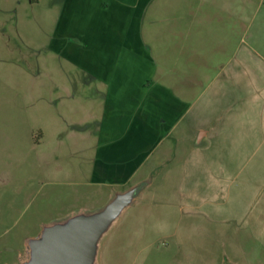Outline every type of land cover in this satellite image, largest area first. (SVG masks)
<instances>
[{
    "label": "crops",
    "instance_id": "1",
    "mask_svg": "<svg viewBox=\"0 0 264 264\" xmlns=\"http://www.w3.org/2000/svg\"><path fill=\"white\" fill-rule=\"evenodd\" d=\"M45 3L52 55L85 72L87 93L105 91L100 121L86 129L98 133L90 183L113 198L137 188L96 241L92 264H156L161 239L179 245L168 264H198L202 233L219 235L208 228L220 216V184L245 180L247 168L248 181L254 168L264 177V0ZM66 83L57 99L69 98Z\"/></svg>",
    "mask_w": 264,
    "mask_h": 264
},
{
    "label": "rangeland",
    "instance_id": "2",
    "mask_svg": "<svg viewBox=\"0 0 264 264\" xmlns=\"http://www.w3.org/2000/svg\"><path fill=\"white\" fill-rule=\"evenodd\" d=\"M26 3L0 0V264H23L25 256L19 260L18 255L43 225L82 208L95 214L114 199L109 189L98 194L102 188L89 179L98 133L86 129L99 123L105 91L93 86L87 93L88 85L79 83L88 81L85 72L52 55L50 21L41 19L49 8L45 0L31 9ZM21 28H42L43 33L24 35ZM63 83L71 92L69 98L62 97L70 100L66 106L56 94ZM250 170L245 180L220 184V216L208 228L219 235L213 242L202 233L197 245L191 243L200 248L194 262L264 264V177L254 168L248 181ZM177 247L156 241V264L171 262Z\"/></svg>",
    "mask_w": 264,
    "mask_h": 264
},
{
    "label": "water",
    "instance_id": "3",
    "mask_svg": "<svg viewBox=\"0 0 264 264\" xmlns=\"http://www.w3.org/2000/svg\"><path fill=\"white\" fill-rule=\"evenodd\" d=\"M136 191L134 188L117 195L95 214L76 216L65 224L43 228L37 238L29 241V257L23 264H92L96 241Z\"/></svg>",
    "mask_w": 264,
    "mask_h": 264
}]
</instances>
